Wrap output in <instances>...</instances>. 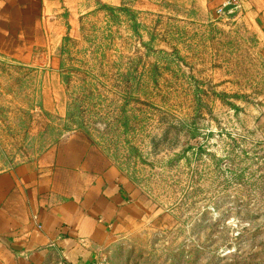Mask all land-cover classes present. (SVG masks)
I'll use <instances>...</instances> for the list:
<instances>
[{
  "label": "rangeland",
  "instance_id": "1",
  "mask_svg": "<svg viewBox=\"0 0 264 264\" xmlns=\"http://www.w3.org/2000/svg\"><path fill=\"white\" fill-rule=\"evenodd\" d=\"M79 8L54 45L56 73L0 53V171L84 131L178 221L123 238L108 264H264V60L253 26L230 2ZM57 83L62 112L45 107Z\"/></svg>",
  "mask_w": 264,
  "mask_h": 264
},
{
  "label": "crops",
  "instance_id": "2",
  "mask_svg": "<svg viewBox=\"0 0 264 264\" xmlns=\"http://www.w3.org/2000/svg\"><path fill=\"white\" fill-rule=\"evenodd\" d=\"M207 2L215 7L230 2L239 10L255 29L264 60V0ZM79 4L0 0V53L56 73L54 45L68 25L75 26ZM45 107L64 111L60 84L45 87ZM260 121L264 129V114ZM177 222L170 212L156 210L84 131L66 134L53 154L38 162L0 171V264H92L125 237L170 230Z\"/></svg>",
  "mask_w": 264,
  "mask_h": 264
},
{
  "label": "built area",
  "instance_id": "3",
  "mask_svg": "<svg viewBox=\"0 0 264 264\" xmlns=\"http://www.w3.org/2000/svg\"><path fill=\"white\" fill-rule=\"evenodd\" d=\"M59 264H65V263L60 262ZM92 264H108V260L104 255H102L98 260L94 261Z\"/></svg>",
  "mask_w": 264,
  "mask_h": 264
}]
</instances>
